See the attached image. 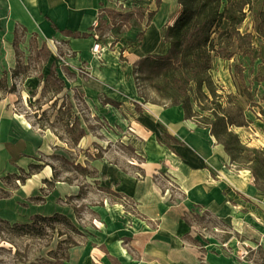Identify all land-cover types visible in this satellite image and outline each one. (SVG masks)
<instances>
[{
    "label": "rangeland",
    "instance_id": "rangeland-1",
    "mask_svg": "<svg viewBox=\"0 0 264 264\" xmlns=\"http://www.w3.org/2000/svg\"><path fill=\"white\" fill-rule=\"evenodd\" d=\"M156 1L109 0L106 10L122 14L135 10L129 23L139 35L145 29L147 9L150 6L155 8ZM221 2L225 4L226 0ZM177 9L180 11L179 5ZM111 16L108 12L99 13L95 23L101 27L93 31L94 24L87 34L88 37L96 34L102 52L115 55L121 67H125L134 59L131 54L141 42L138 36L130 39L132 30L119 25L117 17L115 22L111 21ZM227 27L228 23L224 22L221 29ZM259 30L264 34V0H256L250 8H245V18L239 26L241 33H249L252 37V47L246 55L236 52L228 60H214L210 71L214 96L205 90L198 91L194 85L188 86L192 109L189 120L195 124L203 123L202 118L208 116L211 109L220 115L224 113L234 122L228 126L229 131L251 150L264 149V38L257 35ZM15 43L17 57L10 61L0 54V77L6 73L9 86L16 85L14 93L0 99V134L8 136L11 141L21 134L24 141L36 140L38 147L33 150L35 152L27 154L29 150L25 146L16 157L0 166V264H58L51 254L63 258L67 245L62 244L59 248L58 243L66 240L67 235L74 238L80 249L99 245L101 220L95 211L99 207L108 208L117 203L133 212L134 206L125 198L99 186V176L92 163L103 160L139 175L141 172L135 167L138 168L141 161L135 157L134 150L119 139L123 134L126 136V130L109 123L98 113V107H90L85 102L82 85L90 78L89 69L85 61H79L76 67L68 63L67 59L75 57V54L68 50L63 38L42 39L18 30ZM43 44L48 48V55L41 50ZM17 61L27 70L25 76L13 78L12 71L17 67ZM51 72L62 82L57 83L61 89L57 94L55 90L48 91L44 87V80ZM132 76L134 79L133 66ZM180 86H186V78L176 71L156 76L144 67L137 72L135 89L142 104L167 107L179 94ZM215 101L220 102L223 111L216 108ZM101 103H108L118 110L122 107V104L106 97L101 99ZM134 109L140 111L141 107L134 104ZM72 118L79 120V126L85 132L82 143L73 142L72 135L68 133L70 126L67 123H72ZM243 157L251 158L252 154L245 152ZM30 164L34 167L30 168ZM230 164L236 170L250 167L243 160L238 165ZM79 166L84 169H79ZM257 170L259 186L264 189V171L261 168ZM54 214L66 216L82 236L73 237L63 223L51 224L34 237L13 229V224H27L34 215L50 217ZM186 220L203 234L195 238L197 247L205 243L220 245L215 248L234 260L264 264L258 246L204 210H193ZM230 240L233 249L221 246ZM79 257L77 253L74 259L68 257L69 261L71 259L69 263L65 261L63 264H79Z\"/></svg>",
    "mask_w": 264,
    "mask_h": 264
},
{
    "label": "crops",
    "instance_id": "crops-1",
    "mask_svg": "<svg viewBox=\"0 0 264 264\" xmlns=\"http://www.w3.org/2000/svg\"><path fill=\"white\" fill-rule=\"evenodd\" d=\"M177 5L176 0H160L159 6L147 9L154 15L140 32L142 41L131 54L134 59L121 67L109 52H102L97 60L91 52L94 39L87 34L98 14L109 7V0H0V54L13 59L18 30L42 39L63 38L75 54L68 63L76 67L85 61L89 69L90 78L82 85L85 102L98 107L109 123L126 130L119 139L141 161L135 167L139 175L103 160L92 163L99 186L125 198L134 209L113 203L95 210L101 220L99 245L71 248L68 257L80 254L79 264H93L92 260L94 264H246L219 252L215 247L220 245L197 247L195 238L203 234L186 220L195 209L258 246L264 260V192L255 187L251 173L231 166L210 128L185 119L181 106L142 104L136 94L132 66L146 56L166 55L169 47L164 36L179 13ZM130 29V39L139 36ZM104 97L122 107L101 103ZM134 104L141 110H135ZM19 135L11 141L0 134V166L25 146L27 154L35 152L37 141H24ZM230 243L221 246L232 248Z\"/></svg>",
    "mask_w": 264,
    "mask_h": 264
},
{
    "label": "trees",
    "instance_id": "trees-1",
    "mask_svg": "<svg viewBox=\"0 0 264 264\" xmlns=\"http://www.w3.org/2000/svg\"><path fill=\"white\" fill-rule=\"evenodd\" d=\"M256 0H226L223 4L221 0H177L180 6L179 15L173 25L168 26L164 36V42L168 44V52L164 56L157 58L153 56H146L141 58L133 65L134 84L137 87V72L144 67L153 71L154 75L160 76L167 74V72L176 71L182 78H186V86L178 87L179 94L172 98L169 106L179 105L184 111L185 119H191V105L188 97V86L194 85L198 91L205 90L209 95L214 96L212 88L210 71L215 59L228 60L232 58L236 52L246 55V51L252 47V37L249 33H241L239 26L245 18V8H250L251 4ZM156 6H159L160 0L156 1ZM135 11V10H134ZM134 11L126 12L124 14L115 12L113 10H102L105 13H111V21L115 22L116 17L119 25L127 30L133 27L129 23V19L135 15ZM154 12H148L147 23L153 17ZM224 22L228 23L226 29H221ZM101 25L93 28V31L99 30ZM261 33V34H260ZM257 35L264 38V34L259 30ZM142 34H139L138 41H142ZM15 56L17 57L16 43ZM41 50L46 52L48 50L45 45ZM47 56L45 57V60ZM27 67L22 68L18 61L17 67L12 71V77L16 78L19 75L25 76ZM61 84V80L54 72H51L44 80V87L48 91H53L57 94L61 89L57 86ZM61 86V85H60ZM54 87V89H52ZM16 85L12 84L10 87L6 73L0 77V99H3L7 94L14 93ZM208 95H206L207 97ZM216 108L223 111L219 101L214 102ZM208 116L202 118L203 123L200 122L198 127L210 128L212 136L218 144H221L224 151L229 156L232 164L238 165L240 160L246 161L250 167L245 168L254 177V184L257 189L264 192V189L259 186L258 168L264 171V149H248L244 147L238 137L231 131L228 126L234 124L224 113L222 115L214 111L208 110ZM71 116H69V119ZM72 123L68 121L70 126L68 133L72 135V141L78 143L85 136V132L79 126V120L72 118ZM43 129V126L41 127ZM76 131V134L73 132ZM245 152L252 154L251 158L243 157ZM261 165V166H260ZM34 166H31L32 168ZM79 169H84L79 166ZM186 219V218H185ZM63 223L68 230L71 231L73 237H80L82 233L71 224L70 220L60 214H55L51 217L33 216L27 224H13V229L16 232L32 235V237L40 235L45 227L51 224ZM62 234H59V236ZM66 244L65 253L62 259L53 255L56 263L63 264L68 259V251L77 246L74 238L67 235L66 240L58 243V246ZM45 264H51L44 262Z\"/></svg>",
    "mask_w": 264,
    "mask_h": 264
},
{
    "label": "built area",
    "instance_id": "built-area-1",
    "mask_svg": "<svg viewBox=\"0 0 264 264\" xmlns=\"http://www.w3.org/2000/svg\"><path fill=\"white\" fill-rule=\"evenodd\" d=\"M98 24L95 23L93 28H96ZM94 44L91 47V52L97 60H101L102 48L99 43V38L96 34L93 35Z\"/></svg>",
    "mask_w": 264,
    "mask_h": 264
},
{
    "label": "bare ground",
    "instance_id": "bare-ground-1",
    "mask_svg": "<svg viewBox=\"0 0 264 264\" xmlns=\"http://www.w3.org/2000/svg\"><path fill=\"white\" fill-rule=\"evenodd\" d=\"M178 15H179V13L175 14V15L173 16V18L170 20V22H169V25H170V26L173 25V23L175 22V20H176V18L178 17ZM167 195H168V194H167Z\"/></svg>",
    "mask_w": 264,
    "mask_h": 264
}]
</instances>
